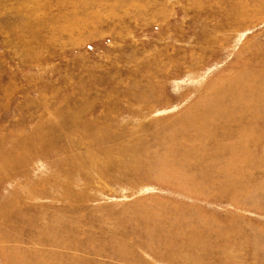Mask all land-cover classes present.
Returning a JSON list of instances; mask_svg holds the SVG:
<instances>
[{
	"label": "rangeland",
	"instance_id": "374dc122",
	"mask_svg": "<svg viewBox=\"0 0 264 264\" xmlns=\"http://www.w3.org/2000/svg\"><path fill=\"white\" fill-rule=\"evenodd\" d=\"M0 264H264V0H0Z\"/></svg>",
	"mask_w": 264,
	"mask_h": 264
},
{
	"label": "bare ground",
	"instance_id": "6f19581e",
	"mask_svg": "<svg viewBox=\"0 0 264 264\" xmlns=\"http://www.w3.org/2000/svg\"><path fill=\"white\" fill-rule=\"evenodd\" d=\"M204 110V109H203Z\"/></svg>",
	"mask_w": 264,
	"mask_h": 264
}]
</instances>
